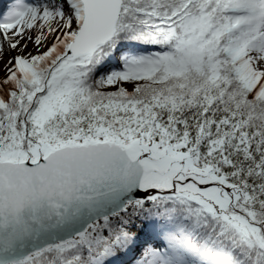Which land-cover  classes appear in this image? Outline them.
<instances>
[{
  "label": "snow or ice",
  "instance_id": "1",
  "mask_svg": "<svg viewBox=\"0 0 264 264\" xmlns=\"http://www.w3.org/2000/svg\"><path fill=\"white\" fill-rule=\"evenodd\" d=\"M0 264H264V0H12Z\"/></svg>",
  "mask_w": 264,
  "mask_h": 264
},
{
  "label": "bare ground",
  "instance_id": "2",
  "mask_svg": "<svg viewBox=\"0 0 264 264\" xmlns=\"http://www.w3.org/2000/svg\"><path fill=\"white\" fill-rule=\"evenodd\" d=\"M7 1H8V0H7ZM1 6H2V9H3V10H6V8H7L8 5H7V3H2Z\"/></svg>",
  "mask_w": 264,
  "mask_h": 264
}]
</instances>
